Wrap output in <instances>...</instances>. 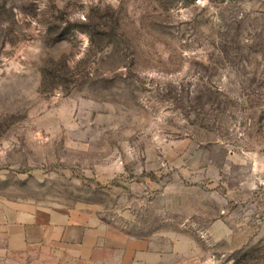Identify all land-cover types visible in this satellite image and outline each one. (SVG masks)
I'll list each match as a JSON object with an SVG mask.
<instances>
[{
	"label": "rangeland",
	"instance_id": "obj_1",
	"mask_svg": "<svg viewBox=\"0 0 264 264\" xmlns=\"http://www.w3.org/2000/svg\"><path fill=\"white\" fill-rule=\"evenodd\" d=\"M0 193L264 264V0H0Z\"/></svg>",
	"mask_w": 264,
	"mask_h": 264
},
{
	"label": "crops",
	"instance_id": "obj_2",
	"mask_svg": "<svg viewBox=\"0 0 264 264\" xmlns=\"http://www.w3.org/2000/svg\"><path fill=\"white\" fill-rule=\"evenodd\" d=\"M173 236H137L92 211L0 193V264H161Z\"/></svg>",
	"mask_w": 264,
	"mask_h": 264
}]
</instances>
